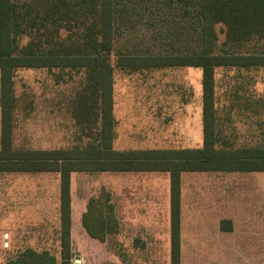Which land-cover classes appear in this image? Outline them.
Here are the masks:
<instances>
[{"label":"rangeland","instance_id":"obj_1","mask_svg":"<svg viewBox=\"0 0 264 264\" xmlns=\"http://www.w3.org/2000/svg\"><path fill=\"white\" fill-rule=\"evenodd\" d=\"M186 3V0H119L111 62L116 65L121 54H185L195 50L197 27L185 13ZM220 27L217 26L218 52L264 51V38L251 40L239 47L224 45L225 35ZM62 35L64 37L66 33ZM17 41L18 46L22 47L28 44L29 38L21 35ZM113 78L115 148L202 147L201 68L159 67L134 72L116 68ZM215 79V112L219 129L216 147H264V66L219 67ZM13 80L14 148L71 149L100 143V140H96L102 134L99 126L100 108L85 121L84 116H78L75 111L79 95H90V80L86 72L46 67L20 68L14 73ZM90 96L97 101L95 95ZM89 103L96 102L90 100ZM1 136L0 106V144ZM237 174L251 175L247 172ZM253 174L263 176L259 172ZM220 175L215 171L182 173L184 218L186 211L198 210L196 214L200 228L191 233L189 231L190 236L185 235L193 240L197 250H182L181 264H236L233 262L236 257L233 258L232 243L238 239L244 242L250 238L256 239V236L232 235L227 231L221 233L216 230L217 213L222 208L226 210L224 199L233 197L232 192L237 186H230L227 191L220 193L216 182ZM59 177V174L50 172H0V264L19 254L16 247L11 251H2L6 249V238L13 245L15 241L31 234L35 237L36 232H39L38 227L44 228L50 223L45 222L44 215L58 214L53 208L55 200L60 197ZM71 191L73 198L78 201V209L82 207L84 199L88 201L90 197L105 196L109 191L117 216L124 215L125 207L128 209L130 206L135 216L143 221H151L155 229L159 228L154 251L135 252L128 249L133 248V241L140 247L141 236L129 235L125 230L122 235L118 230L116 234H111L105 244L111 250L110 264H121L120 260L125 264H170L169 172H79L72 176ZM125 195L131 198V205L120 202ZM106 209L104 206L103 211ZM53 226L56 227L52 225L47 230L49 235L46 242L57 245L61 240L60 233ZM5 232L8 236H4ZM101 244L93 254H89L91 264L103 263L104 250ZM120 245L127 246L124 249ZM253 247L255 252H249V255L262 256V245L254 241ZM57 254L61 255L59 251ZM77 254L72 252V263L78 257Z\"/></svg>","mask_w":264,"mask_h":264},{"label":"trees","instance_id":"obj_2","mask_svg":"<svg viewBox=\"0 0 264 264\" xmlns=\"http://www.w3.org/2000/svg\"><path fill=\"white\" fill-rule=\"evenodd\" d=\"M197 28V48L181 53L121 54L111 62L119 0H0V172H58L60 175L61 262L71 264V172L168 171L170 173V264H181V173L183 171L264 170V148L216 147V70L262 67L264 51L218 52L217 26L224 45L242 46L264 38V0H186ZM63 33L66 35L63 37ZM28 44L19 47L18 37ZM202 70L203 145L195 149L127 150L113 148V73L159 67ZM76 69L87 73L90 95L81 93L77 115L88 120L100 108L99 144L71 149L14 148L13 76L20 68ZM93 100L96 103H89ZM99 102V103H97ZM97 104V105H95ZM99 104V106H98ZM92 200L83 216L90 235L104 240L117 225L112 206ZM5 264H57L48 251L27 250Z\"/></svg>","mask_w":264,"mask_h":264},{"label":"crops","instance_id":"obj_3","mask_svg":"<svg viewBox=\"0 0 264 264\" xmlns=\"http://www.w3.org/2000/svg\"><path fill=\"white\" fill-rule=\"evenodd\" d=\"M203 107V101H202ZM203 111V108H202ZM114 113H113V131H114ZM114 138V132H113ZM113 145V142H112ZM114 149L119 150L113 146ZM240 148V147H238ZM264 148V147H262ZM160 148H148V149H127V150H158ZM127 150H119V151H127ZM79 172H89V171H73L71 172V183H70V194H71V255L72 252H76L77 258L73 261L71 259V264H91L89 254H93L94 251L98 249L100 244L102 245V249L104 250V261L102 264H110L111 261V250L108 248L109 246H105L111 234H116L117 230L120 235L123 234V231H128L129 235L134 236H141L142 242L140 247L137 246L136 242L133 241L132 247H128V249H133L132 251L141 252L142 250L145 251H154V246H157L158 243V230L159 228L155 229L153 225L149 221H143L139 217L134 215V211L129 208L125 207L124 215L121 214L120 217L117 216L116 207L114 201L112 199L111 193L107 191L108 194L101 197H90L88 201L85 199L82 201V207L78 209V201L73 198L72 195V176L73 174H77ZM102 172H168V171H102ZM183 172H212V171H183ZM182 172V173H183ZM215 172H219L220 179H218L217 187L220 189V193L227 191L230 186H234L237 184L236 188L233 190L234 193L233 197H230L228 200L224 199L225 206L227 205L226 210L223 211V208L220 210V213H217L218 219L216 221V230L218 232H228L232 235L235 234H244V235H251L256 236V239H247V241H243L242 239L236 240L232 243V250L234 252V257H236V264H264V252L262 256H255L249 255V252H255V248L253 247L254 241L261 244L264 251V170H217ZM240 172H247L251 175H240L237 174ZM253 172L263 173V176L259 175L257 177L253 174ZM30 173H49V172H30ZM50 173H57L58 172H50ZM182 173H181V190H182ZM236 173V174H235ZM232 174V175H231ZM60 176V175H59ZM60 178V177H59ZM170 178V173H169ZM263 184V185H262ZM256 186V187H255ZM255 190H251V188ZM182 193V191H181ZM95 199L96 201L101 202L105 207L107 205L112 206L113 214L117 222V226L112 231H107L105 233L104 240H100L96 237H93L87 231L84 223H83V216L88 211L89 204L92 200ZM54 200V199H53ZM124 204L131 205L133 202L130 197L127 195L122 196L121 201ZM182 196H181V252L182 250L185 251H196V244L193 240H189L187 236H190L188 233L196 228H200L198 217L195 212L191 210L186 211V217L184 218V211L182 207ZM60 197L59 200H55V207L53 208L55 211L57 210L58 214L55 212V215L52 213H47L44 218L45 222L47 223L46 226L43 228L42 226L38 227V231L36 232L35 237L29 235L27 238H23L22 240L15 241L16 244H13L8 240L9 238L5 239L4 245L6 249L2 251H11L16 247V250L19 251V254L14 258L8 259L6 262L17 258L20 253L25 252L29 249L43 252L48 251L56 257L57 264L61 262V255L57 254V251L61 253V240L60 243L57 245H52L46 242L48 237V228L52 225H56L59 230L61 229V220H60ZM108 206V207H109ZM52 209V211H53ZM189 209V208H188ZM49 210V209H48ZM50 211V210H49ZM133 212V215L131 214ZM195 213V214H194ZM50 214V215H49ZM49 215V218L47 217ZM53 222V224H51ZM37 224V223H36ZM168 230L170 232V246H171V222L169 219ZM60 235V234H59ZM187 235V236H185ZM4 236H8V233L5 232ZM234 237V236H233ZM232 237V238H233ZM188 238V239H187ZM145 242V243H144ZM129 244V240L128 243ZM224 247V243L222 244ZM127 246V245H126ZM124 245H120V247L126 248ZM245 252V254H244ZM80 253V254H79ZM72 257V256H71ZM262 259V263L260 260ZM129 260V259H128ZM5 262V263H6ZM121 264H125L123 260H120ZM4 263V264H5ZM3 264V263H2Z\"/></svg>","mask_w":264,"mask_h":264}]
</instances>
